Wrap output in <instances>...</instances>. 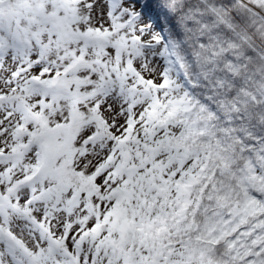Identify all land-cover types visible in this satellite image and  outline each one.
<instances>
[{"label":"snow or ice","instance_id":"snow-or-ice-1","mask_svg":"<svg viewBox=\"0 0 264 264\" xmlns=\"http://www.w3.org/2000/svg\"><path fill=\"white\" fill-rule=\"evenodd\" d=\"M0 264H264V0H0Z\"/></svg>","mask_w":264,"mask_h":264}]
</instances>
